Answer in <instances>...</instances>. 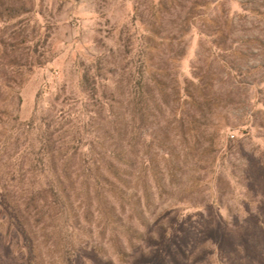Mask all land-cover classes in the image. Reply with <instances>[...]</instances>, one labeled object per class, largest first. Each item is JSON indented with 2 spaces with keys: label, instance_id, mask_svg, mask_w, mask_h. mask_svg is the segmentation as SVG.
<instances>
[{
  "label": "rangeland",
  "instance_id": "1",
  "mask_svg": "<svg viewBox=\"0 0 264 264\" xmlns=\"http://www.w3.org/2000/svg\"><path fill=\"white\" fill-rule=\"evenodd\" d=\"M0 264H264V0H0Z\"/></svg>",
  "mask_w": 264,
  "mask_h": 264
},
{
  "label": "trees",
  "instance_id": "2",
  "mask_svg": "<svg viewBox=\"0 0 264 264\" xmlns=\"http://www.w3.org/2000/svg\"><path fill=\"white\" fill-rule=\"evenodd\" d=\"M53 155H54V154L50 153L49 158H50L51 164L54 166V163L52 162V160L55 159V158H54Z\"/></svg>",
  "mask_w": 264,
  "mask_h": 264
}]
</instances>
